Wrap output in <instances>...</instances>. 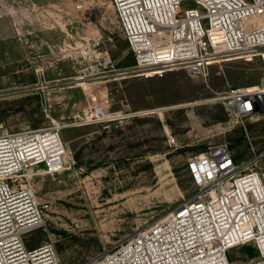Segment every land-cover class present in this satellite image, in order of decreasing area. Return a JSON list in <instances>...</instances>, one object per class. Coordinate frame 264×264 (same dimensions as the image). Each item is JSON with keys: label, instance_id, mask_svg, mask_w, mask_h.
<instances>
[{"label": "rangeland", "instance_id": "rangeland-1", "mask_svg": "<svg viewBox=\"0 0 264 264\" xmlns=\"http://www.w3.org/2000/svg\"><path fill=\"white\" fill-rule=\"evenodd\" d=\"M78 1L0 0V134L57 122L68 161L58 173L33 168V188L49 207L46 225L24 242H53L62 264H84L189 197L196 186L187 158L209 145H229L239 163L260 155L246 171L264 177V116L237 119L218 100L264 83L259 57L223 58L207 76L123 68L130 51L137 59L112 0ZM188 8L202 11L184 0ZM97 109L104 115L90 121ZM252 258L231 250L232 264Z\"/></svg>", "mask_w": 264, "mask_h": 264}, {"label": "built area", "instance_id": "built-area-1", "mask_svg": "<svg viewBox=\"0 0 264 264\" xmlns=\"http://www.w3.org/2000/svg\"><path fill=\"white\" fill-rule=\"evenodd\" d=\"M183 1L112 0L138 68L207 76L223 58L259 57L264 75V0H193L202 11L182 12ZM253 17L263 21L255 26ZM218 100L237 119L264 116V83L229 89ZM101 115L97 109L87 118ZM61 128L53 122L0 134V264H62L53 242L33 248L24 242L46 225L49 207L33 188V168L43 164L52 174L67 168ZM259 157L239 163L225 143L192 153L187 170L194 192L84 264H232L231 250L244 244L257 249L250 264H264V177L246 171Z\"/></svg>", "mask_w": 264, "mask_h": 264}, {"label": "trees", "instance_id": "trees-1", "mask_svg": "<svg viewBox=\"0 0 264 264\" xmlns=\"http://www.w3.org/2000/svg\"><path fill=\"white\" fill-rule=\"evenodd\" d=\"M130 56L131 58L128 59V61L122 63L121 67H129V66H135L136 65V60H135V57L132 53V51H130ZM239 131L242 135L243 138H245V132H244V129L243 128H239ZM229 146V145H228ZM230 148V147H229ZM231 150V148H230ZM232 151V150H231ZM234 155V154H233ZM240 158V156H236L234 155V159L235 161L238 162V159ZM191 178V177H190ZM192 181V179H191ZM193 183V182H192ZM238 247H241L243 249V251L247 252L249 255L251 256H256L257 255V249L252 245V244H244V245H241V246H238ZM30 248H33V247H30ZM231 257V252L229 254V258Z\"/></svg>", "mask_w": 264, "mask_h": 264}]
</instances>
